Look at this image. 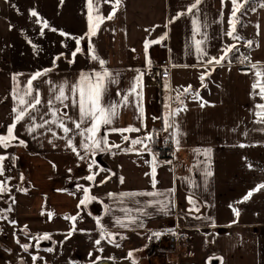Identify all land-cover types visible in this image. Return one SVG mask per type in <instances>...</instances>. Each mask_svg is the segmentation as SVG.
Segmentation results:
<instances>
[{
	"label": "crops",
	"instance_id": "obj_1",
	"mask_svg": "<svg viewBox=\"0 0 264 264\" xmlns=\"http://www.w3.org/2000/svg\"><path fill=\"white\" fill-rule=\"evenodd\" d=\"M193 2L121 0L113 19L108 20L114 0H100L98 6L94 0L98 14L105 19L91 44L95 54L106 61L104 68L113 76L119 74L117 83L107 84L103 103H120L139 70L144 73V118L138 119V110L130 97L129 106L118 108L113 124L102 127L99 134L107 135L109 146L120 147L86 152L80 147L83 137L74 130L68 135L79 152L77 155L67 146L57 124L36 126L53 119L50 99L52 107L60 110L58 117L67 113L73 120L78 119V107L72 103V86L79 83L81 73L104 70L98 60L91 59L87 39L81 40V52L75 57L71 55L77 47L74 38L84 36L88 29L87 0H0V135L6 134L7 126L14 122L12 109L16 102L12 92L17 83L23 94L34 73L49 70L33 82L41 99L33 112L35 119L26 117L14 130L23 145L6 150L0 147V156L12 155L28 183V188L15 193L16 228L35 238L49 236L55 243L56 264L87 263L88 255L105 248L108 242L106 238L100 245L95 244L100 229L97 218L83 213V189H88V196L95 197L103 206L99 219L107 232L124 234L122 242L132 245L126 253L136 247L134 243L145 244L149 234L177 227L187 238L177 256L161 264H221L217 258H222V264H264V190L238 203L264 183V124L256 123L254 115L258 111L256 104L264 100L255 94L259 87L252 88L257 79L264 84V77H256V69L252 68L256 64L264 71V6L255 14L252 32H243V39L237 40L226 34L227 0H201L193 13L174 19L179 13H187ZM32 10L38 16H32ZM96 15L94 12V23ZM194 19L198 32L194 31ZM45 21L48 28L43 27ZM61 32L68 35L62 36ZM197 40L202 41L200 49L206 56L197 50ZM231 45L236 48L224 61L207 63ZM233 54L238 55L234 62ZM245 55L249 56V65L239 66ZM161 59L171 66L169 80L149 76L150 69ZM61 86L69 96L64 101L67 108L55 100ZM189 86L190 90L185 92ZM178 95L180 100L176 99ZM175 109L184 110L172 118L176 126L165 131L164 117ZM64 123L74 129L70 120L65 119ZM29 127L35 131L29 132ZM128 127L141 130L108 131ZM149 134L151 140L131 143ZM158 135L168 138L173 146L166 156L168 160L161 159L153 146ZM124 136L129 139L125 141ZM209 149L206 156L205 150ZM89 175L95 179H86ZM147 192L156 195H121ZM230 205L239 210L238 217ZM117 218L125 223L135 218L136 223L121 228L115 223ZM139 224L143 226L138 227ZM108 249L111 253L115 250ZM78 252L83 256L76 255Z\"/></svg>",
	"mask_w": 264,
	"mask_h": 264
},
{
	"label": "snow or ice",
	"instance_id": "obj_2",
	"mask_svg": "<svg viewBox=\"0 0 264 264\" xmlns=\"http://www.w3.org/2000/svg\"><path fill=\"white\" fill-rule=\"evenodd\" d=\"M62 2V0H61ZM100 0H95L96 5H99ZM105 3H109L111 2V0H104ZM201 0H194V2L190 5V7L187 8V13H179L177 15V17H175L174 19H178L180 15H185V14H191L194 12V10L198 9V5L200 4ZM245 2H247V0H245ZM87 4H88V9H89V13H88V29L87 32L84 34V36H80V37H75V43L77 45L75 51H73L71 53V55L73 57H75L77 55V53L81 52V48L79 47L81 40L87 39L89 41V51L92 53L91 59L92 60H98L99 61V65L101 66V68H103L104 70L102 72L97 71L94 73H81L80 75V81L77 84H74L71 88V93L73 96V106L78 107V119L73 120L72 117L68 116L67 113H63L62 117H58L57 113L60 111L59 109L53 108V100H49L48 104L49 107L51 109V114L53 119L51 121L48 120H44L42 124L37 125L36 127H43L45 124H57V126L59 128H61L63 130L64 133V137L63 139L66 140L67 142V146L71 148V150L73 152H76L77 155H79V152H77V148L76 146L73 145V140L71 137H69V133L73 132L74 130H78L77 134L81 137H83V140L80 143V147L85 149L86 152L87 151H105V150H110V147H117L119 148V145H112L109 146L108 144V139H107V135H103L100 136V131L101 128L104 126H110L113 124L114 119L118 116V111L117 109L120 108L121 106L123 107H127L129 106L130 103V97L133 98L132 103L135 104V107L138 110L139 116L138 119L143 120L144 118V107L142 104V96H143V92H142V81H143V75L144 73L139 72V70H137L138 74L137 76L134 78L133 84L130 87V89L127 91L126 94H124L121 97V101L120 103H109V104H104L103 103V99L105 96V93L107 92V84L108 83H117V77L119 74H116V76H113V74L111 72H109L106 68H104V65L106 63V61H104L103 59H100L96 54H95V48L92 46L91 44V39L93 36H95L100 28V24L103 23V20L105 19L104 17H101L98 12L99 9L98 7H94V0H87ZM121 4V0H114L113 3V10L112 12L106 17V19L111 20L116 12V9L120 6ZM232 4H233V11H232V19L229 20V24L232 27V31H229L228 33H226L228 36L233 37L234 39H240L239 36H234L233 33L235 32V28H236V23L234 22L235 18H236V14L237 12L240 11V9L243 7L242 4H239L237 2V0H232ZM264 6V5H262ZM96 12L97 15L95 16V23L93 22V13ZM31 15L36 17L38 16V13L35 10L31 11ZM173 21H169V23H171ZM238 22V21H237ZM193 24L195 26L194 31L198 32L199 31V27L197 25V21L194 19L193 20ZM43 27L44 28H48L49 25L48 23L45 21L43 23ZM52 31H56V29H52ZM62 36L68 35L67 33L61 32ZM166 36V34H165ZM164 37H162L161 39H163ZM157 43L159 41H156ZM202 43V41L197 40L196 41V46H197V50L201 52L202 56H206L207 53L204 52L202 49H200V44ZM252 42L249 41L248 45L251 46ZM149 46V42L146 41L145 42V51L147 54V49ZM236 48L235 45H231V46H227L224 50H223V54L220 55L219 57H210L207 61V63L211 64V63H215V64H220L222 61H224L227 57L228 54L230 52H232L234 49ZM57 59H59V57H57ZM244 59H247V57H245ZM72 61H70L71 63ZM149 64L151 63L150 60L147 61ZM243 62V60L241 61ZM252 68L256 69L255 71V75L256 77L260 78V77H264V71L260 70L257 68L256 64H252ZM47 71L49 70H44V72H36L34 73L28 80H27V85L26 87L22 90L23 94H21V89L19 88V85L17 83V87L13 90L12 92V97L13 100L16 102L15 106L12 109V112L15 114L13 117L14 122L7 126L6 129V134L4 135H0V146L7 148L10 146L11 142L13 140H17L18 138L14 135V130L16 129V125L18 123H20L21 121H24L25 118H29L34 120L35 117L33 115V112L36 110L37 105L41 104V99H40V95H39V91L38 89H35L33 86V82L36 81L37 79H39L40 77L46 75ZM17 78L14 76L13 80H16ZM201 81H203L204 76H201ZM190 87L185 89V92H188L190 90ZM257 87H259V92L255 93L256 95H259L261 100H264V84H261L260 79H257L253 85L252 88L253 90H255ZM139 89V90H138ZM36 92L35 95H33V92ZM58 95L55 96V100L59 101L61 104H63L64 108H67L68 105L64 104L65 100L69 99V96L65 95V89L63 86H61L58 89ZM119 94V93H118ZM199 94H196V98H198ZM78 97V98H77ZM177 100H180V96L178 95L176 97ZM204 106V103H201V107ZM256 109H258V111H256L254 113V115L257 117L256 119V123L259 124H264V103H258L256 104ZM165 108H169V105H165ZM184 109H175V110H171L168 112V114L164 117V130L167 131L169 128H173L175 127V122L172 119L173 117H175L176 115L179 114L180 111H183ZM43 119V117H42ZM70 120L73 125H74V129L69 128L65 123L64 120ZM155 119V118H154ZM29 132L35 131L34 127H29L27 129ZM51 130V129H49ZM140 128H134V127H128V128H123V129H117V128H109L108 131H112V132H120V133H124V132H138L140 131ZM53 135H55V133H53ZM123 139L125 141H127L129 138L127 136H124ZM152 136L149 134L143 138H138V139H134L131 141V143L133 145H137V144H143L145 140H151ZM89 141L90 143L86 142ZM21 144H23V141H20ZM176 143L178 144L179 141L177 140ZM101 145H104V147L102 148ZM241 147H244L245 145H240ZM145 148H147V145L145 144ZM127 151H132V149H127ZM150 151V149H149ZM210 149L209 150H205V155H209L210 154ZM6 159V157L4 156H0V174H3V161ZM80 159H84V156H80ZM153 161H155V156H153ZM147 162V161H146ZM93 164H95L96 162L93 160L92 162ZM91 168V165L89 166ZM103 171V169H101ZM155 172H156V165L155 163H153L152 166V186L155 187L156 185V178H155ZM208 175H211V173H207ZM146 175H148L146 173ZM86 179L88 180H94L95 177L93 175H89L86 177ZM121 183H123V177L120 178ZM104 181H101V183H103ZM264 190V183H261L259 185H257L252 191H249L241 201H238V203H242L245 202L247 200H249L254 192H258ZM6 191V188L0 184V192H4ZM83 191L85 192V198L83 200L80 201V204L83 205L86 203V201L89 200H94L96 199L95 197H89L87 195L88 189H83ZM174 191V190H173ZM110 196L113 194H109ZM122 196H132L135 197L137 195H147V196H152V195H156V193H152V192H147V193H122ZM189 203H192L193 205H195V202L192 201L191 199H189ZM79 207V205H78ZM230 207H232L230 205ZM197 211L199 210L198 208L196 209ZM232 211L234 212V214L238 217L240 215V212L238 209H236L235 207H232ZM68 218V217H66ZM71 219H75V217H71ZM235 222V221H234ZM96 223L100 229V238L95 240V244L96 245H100L101 241L110 237L108 239L109 243H115L116 247H120L119 243H116L115 241V235L107 232V230L105 229V227L101 224L100 219L97 218L96 219ZM116 225L121 227V228H127L130 224H135L136 223V219L135 218H129L128 222L125 223L124 221H122L121 219L117 218L115 221ZM138 227H142V224L137 225ZM75 231V229H73ZM161 235V233L159 232H155L153 233V236H155L156 238H159ZM121 239H125L126 237L121 236ZM42 239H50L49 236L45 235L42 237ZM17 243H19V240L16 241ZM21 247L25 250L28 251L29 245L27 244H23L21 245ZM47 251H52L51 248L46 249ZM99 251H103V249H99ZM132 255L131 252L128 253V256L130 257ZM37 259V257L33 256V260L35 261ZM221 260V264H222V258H217ZM133 264H135V262H133Z\"/></svg>",
	"mask_w": 264,
	"mask_h": 264
},
{
	"label": "rangeland",
	"instance_id": "obj_3",
	"mask_svg": "<svg viewBox=\"0 0 264 264\" xmlns=\"http://www.w3.org/2000/svg\"><path fill=\"white\" fill-rule=\"evenodd\" d=\"M227 1L229 2L228 3L229 17H228V27H227L229 32L232 31V27L229 24V20L232 19L233 4H232V0H227ZM237 2L239 4H242L243 7L236 14V18L234 20V22L236 23V28L233 35L239 36L240 39H243V32L245 31L252 32L254 28L253 26H254L255 14L259 10V8L263 7L262 5H264V0H247V2H245V0H237ZM13 160L14 158L12 156V161ZM3 169H4L3 174H0V184H2L6 188V191L0 192V240L5 239L7 241V245H8L7 247L10 246V248L15 251L16 246L13 239L14 237H17V239L19 240L17 251L21 256V260H24L25 264H56L55 262L56 260L54 257L56 253L55 243H53V248H51L52 251L46 250L49 248H44L42 251L38 248V242H40L38 238H32L30 236L25 237L24 234H22L17 228L14 227L15 226V220H14L15 193L16 191L20 190L19 182L25 181L26 176H24V174L21 171L18 172L17 170L19 169L15 166V164H13V162L7 159L3 161ZM83 213L86 212L83 211ZM10 239L12 240V242H10ZM23 244L29 245L28 251H25L21 247V245ZM129 244L126 245L125 243L120 242L119 243L120 247H116L115 244L107 242L105 248L100 247V249L102 248L103 251H99V249L98 251L95 252L92 251V254L88 255V258L89 256H91V258L88 259L87 262H92L93 260H103V259H109L113 261L114 264H133V262H135V264H161L163 262H166L163 259L149 258L141 255L137 257L131 255L130 257H128V253L131 251L127 253L125 251L128 248L132 247V245ZM136 244L139 246V242ZM136 244L134 243V246L137 247ZM109 247L115 248V250L112 252L114 253L113 255L111 253L112 250L108 249ZM72 250L77 251L78 249L77 247H74ZM107 250L109 252H107ZM82 254L81 252H78L76 255H82ZM33 256L37 257L35 261L33 260ZM130 258H132V260Z\"/></svg>",
	"mask_w": 264,
	"mask_h": 264
},
{
	"label": "built area",
	"instance_id": "obj_4",
	"mask_svg": "<svg viewBox=\"0 0 264 264\" xmlns=\"http://www.w3.org/2000/svg\"><path fill=\"white\" fill-rule=\"evenodd\" d=\"M247 57V59H244ZM243 63H238L239 66H248L250 63L249 56L245 55ZM171 66L166 59H161L154 64L150 69L149 76L151 79L169 80ZM153 146L158 152H163L166 156L173 151V146L168 138L156 136L153 139ZM159 238L154 236L150 245L152 257L173 258L178 254L180 246L185 242L187 236L179 228H173L170 231L159 232Z\"/></svg>",
	"mask_w": 264,
	"mask_h": 264
},
{
	"label": "flooded vegetation",
	"instance_id": "obj_5",
	"mask_svg": "<svg viewBox=\"0 0 264 264\" xmlns=\"http://www.w3.org/2000/svg\"><path fill=\"white\" fill-rule=\"evenodd\" d=\"M16 146H20L19 144H18V141L17 140H13L12 142H11V144H10V146L9 147H7V148H4V147H2V146H0V147H2L3 149H8V148H11V147H16ZM4 157H6V159L7 160H10L11 162H13V164H15V166L17 167V165H16V163H15V160H13L12 161V155H9V154H7V155H5ZM18 172H19V170H17ZM24 176H25V174H24ZM28 188V183H27V181L25 180V181H21V182H19V191H21L22 189H24V188ZM84 211L90 216V217H92L89 213H88V211H87V209L85 208V205H84ZM14 218H15V214H14ZM15 220V219H14ZM15 228H16V221H15V226H14ZM20 232L22 233V234H24L25 235V237H28V236H30V237H32V238H35V237H33L28 231H25V230H20ZM115 235V237H117V236H119L118 237V240H115L116 241V243H120V242H122L123 241V239H121L120 237L121 236H123L124 237V234H114ZM142 237H144V236H142ZM110 237H108L107 238V241H108V239H109ZM153 238H154V236H153V233H151V234H149V236L147 237V240H146V242H145V244H141L140 246H137V248H134L132 251H131V253H132V256H134V257H137V256H145V257H149V258H159V259H163V260H165V261H169L170 260V258H164V257H152V254H151V250H150V245H151V243H152V240H153ZM39 239V241L40 242H38V248L40 249V250H42L43 251V249L44 248H53V240L52 239H42V238H38ZM18 239H17V237H14V239H13V241H14V243H15V246H16V250L14 251V250H12L11 248H10V246L9 247H7L8 245H7V241L5 240V239H1L0 240V264H25V262H24V260H21V256L19 255V253H18V243L16 242ZM10 242H12V240L10 239ZM113 244H115V243H113ZM17 256V257H16ZM177 256V255H176ZM175 256V257H176ZM129 257V256H128ZM174 257V258H175ZM91 258V256H89V258L88 259H90ZM133 258V257H132ZM132 258H130L131 260H132ZM103 260H108V261H111V260H109V259H103ZM103 260H93L92 262H87V263H82V264H94V263H97V262H100V261H103ZM83 261V260H82ZM113 264H114V262L113 261H111Z\"/></svg>",
	"mask_w": 264,
	"mask_h": 264
},
{
	"label": "water",
	"instance_id": "obj_6",
	"mask_svg": "<svg viewBox=\"0 0 264 264\" xmlns=\"http://www.w3.org/2000/svg\"><path fill=\"white\" fill-rule=\"evenodd\" d=\"M85 208L88 213L95 218H100L103 214V206L97 200H89L85 203ZM118 237H115V240H118ZM94 264H113L111 261L103 260Z\"/></svg>",
	"mask_w": 264,
	"mask_h": 264
},
{
	"label": "trees",
	"instance_id": "obj_7",
	"mask_svg": "<svg viewBox=\"0 0 264 264\" xmlns=\"http://www.w3.org/2000/svg\"><path fill=\"white\" fill-rule=\"evenodd\" d=\"M113 19V18H112ZM238 57V55H235V54H233L232 56H231V61L232 62H234L235 60H236V58ZM18 141V144L19 145H23V144H21L20 143V141L19 140H17ZM159 155H160V158L161 159H163V160H168V158L166 157V154L165 153H163V152H159ZM86 195V194H85ZM87 195H88V192H87Z\"/></svg>",
	"mask_w": 264,
	"mask_h": 264
}]
</instances>
